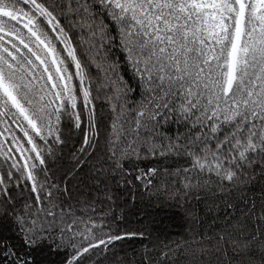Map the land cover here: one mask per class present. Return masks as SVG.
Wrapping results in <instances>:
<instances>
[{"label":"snow or ice","instance_id":"6c2138e0","mask_svg":"<svg viewBox=\"0 0 264 264\" xmlns=\"http://www.w3.org/2000/svg\"><path fill=\"white\" fill-rule=\"evenodd\" d=\"M0 264H264V0H0Z\"/></svg>","mask_w":264,"mask_h":264},{"label":"trees","instance_id":"16d2710c","mask_svg":"<svg viewBox=\"0 0 264 264\" xmlns=\"http://www.w3.org/2000/svg\"><path fill=\"white\" fill-rule=\"evenodd\" d=\"M105 49L102 50L101 54L103 55L105 51L108 49V43L105 41ZM108 55L112 60L118 61L120 68L119 72L123 76L124 80L127 81L128 85L135 89V91L130 94L132 99H139V88L137 78L135 77L132 69L128 65V63L124 60V54L121 52L119 47H110V51ZM91 72L93 77L96 76V69L93 66L91 68ZM103 74L101 73V76ZM111 94L108 92V89H103L100 93V99L96 100L95 103L97 105V111L103 112L105 121L110 119V112L108 106L104 100L105 94ZM96 95L95 91L93 93ZM172 134L174 135L179 129V131L183 132L184 128L180 125L172 124L171 125ZM206 199L210 200L211 195L207 194ZM220 201L217 200V203ZM140 208L143 210L141 214L148 213L149 219L152 222L153 228L158 231L160 238L172 244L173 242H182L183 239L187 236V228L188 224L186 222L183 210L180 206L176 205L173 201L168 200L166 193L161 190L158 193H155L151 197H148L145 194V198L142 201H138ZM191 207L195 208L201 215V218L204 220V227H208L211 224L212 219L217 215V213H208L206 209L205 200H195L190 199ZM220 216L224 215L223 206H221V210L218 213ZM139 240L128 242L126 241L123 244V249L129 253L131 256L133 250L140 249Z\"/></svg>","mask_w":264,"mask_h":264}]
</instances>
